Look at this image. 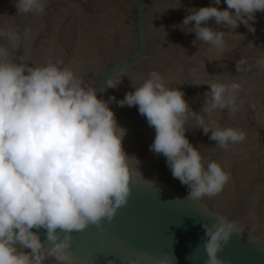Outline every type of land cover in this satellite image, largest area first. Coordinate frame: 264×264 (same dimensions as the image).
<instances>
[{"label": "water", "instance_id": "95a60500", "mask_svg": "<svg viewBox=\"0 0 264 264\" xmlns=\"http://www.w3.org/2000/svg\"><path fill=\"white\" fill-rule=\"evenodd\" d=\"M15 0H0V47L8 62L69 68L97 99L108 103L117 125L125 130L122 148L129 158V195L111 220L86 223L81 230L57 229V243L76 264H206L205 226L221 217L237 233L217 253L222 264H264V12L233 29L209 20L223 32V50L196 39L192 24L182 26L190 10L213 6L212 0H43L40 13H18ZM179 6V7H178ZM178 7V8H175ZM157 72L169 88L184 93L191 112L210 129L234 128L245 139L221 148L202 134L196 116L188 114L185 135L202 164L216 162L229 175L223 190L198 200L174 179L162 155L150 151L154 138L137 108L118 107L126 93ZM119 79L105 88L107 79ZM210 83L240 85L236 111L203 108ZM109 97L115 99L109 101ZM42 244V264H58L48 255L47 230L34 228ZM65 237H68L65 240ZM18 251L30 250L16 245Z\"/></svg>", "mask_w": 264, "mask_h": 264}, {"label": "clouds", "instance_id": "9594fccd", "mask_svg": "<svg viewBox=\"0 0 264 264\" xmlns=\"http://www.w3.org/2000/svg\"><path fill=\"white\" fill-rule=\"evenodd\" d=\"M212 3L219 5L221 0ZM223 3L224 9L190 10L182 20V26L192 24L197 40L218 51L223 50L224 33L202 25L214 20L235 29L239 22L254 33L249 22H255V13L264 12V0ZM14 4L18 13L25 14L44 8L43 0H15ZM6 55L0 47V264H42L45 254L34 228L47 230L52 244L47 254L58 264H76L66 253L68 244L56 242V230L70 232L101 218L111 220L129 195V162L138 161L126 156L122 148L125 130L117 125L108 103L97 99L95 90L85 88L72 70L58 63L41 67L11 63ZM119 82L109 78L105 88H115ZM207 87L205 113L236 111L239 84L210 83ZM183 97L182 91L167 87L153 71L117 106H135L145 117L155 133L150 151L165 158L172 177L188 186V198L198 200L220 193L229 175L216 162L204 167L199 151L185 135L188 114L196 116L202 134L210 133L209 139L225 150L242 142L245 134L230 127L210 129ZM114 99L109 97V101ZM233 233H237L236 225L221 217L205 226L206 264H222L217 253ZM16 245L30 252L18 251Z\"/></svg>", "mask_w": 264, "mask_h": 264}]
</instances>
